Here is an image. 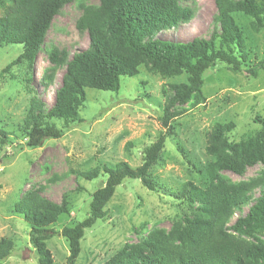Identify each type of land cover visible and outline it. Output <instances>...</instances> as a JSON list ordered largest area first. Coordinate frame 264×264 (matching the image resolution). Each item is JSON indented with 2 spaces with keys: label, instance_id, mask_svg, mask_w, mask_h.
Instances as JSON below:
<instances>
[{
  "label": "trees",
  "instance_id": "1",
  "mask_svg": "<svg viewBox=\"0 0 264 264\" xmlns=\"http://www.w3.org/2000/svg\"><path fill=\"white\" fill-rule=\"evenodd\" d=\"M72 1L0 0V48L23 47L2 75L24 65L29 75L26 73L23 83L30 94H35L22 126L24 147L37 149L47 139H59L62 133L52 121L62 122L65 128L82 123L80 112L87 102L86 89L117 92L121 79L135 77L141 66L164 80L186 75L187 82L169 85L172 94L166 96L160 118L164 132L145 148L141 166L133 168L127 162H119L113 168L76 172L86 181L103 174L107 180L92 195L89 216L61 233L69 244L67 264H76L85 231L105 219V207L126 180H138L151 192L160 189L152 169L160 161L166 136L171 134L169 123L182 114L175 111L176 107L200 105L205 100L202 91L206 71L217 63L226 64L234 74L250 67L247 39L236 16L249 21L256 33L264 29V0H215L216 13L209 37L188 42L156 37L189 23L195 15L194 0H98V6L82 8L76 24L80 33L88 35L87 49L71 57L65 50L49 53L55 68L42 78V83L52 84L56 68L65 66L66 70L55 103L47 109L37 96L38 91L31 87L30 72L53 19ZM250 72L254 77L264 72V59ZM255 121L261 128L239 142L228 137L235 130V123H216L208 135L206 153L212 162L206 167V183L195 186L186 182L178 192V200L190 204L192 215L176 219L169 231L154 230L137 243L125 244L104 264H264V242L259 238L264 233V195L255 200L245 216L229 225L234 211L245 206L250 196L248 190L230 184L220 175L228 171L241 176L249 167L264 165V119L258 117ZM9 143V133L0 127V150ZM130 146L129 143L127 152ZM43 192L44 187L26 192L13 211L31 227L29 241L38 256L37 264H54L47 241L55 232L49 226L69 215L70 205L66 195L58 204L44 197ZM13 249L10 239L0 240V264L11 257Z\"/></svg>",
  "mask_w": 264,
  "mask_h": 264
},
{
  "label": "rangeland",
  "instance_id": "2",
  "mask_svg": "<svg viewBox=\"0 0 264 264\" xmlns=\"http://www.w3.org/2000/svg\"><path fill=\"white\" fill-rule=\"evenodd\" d=\"M194 1L195 15L189 23L159 33L156 38L174 42L208 38L216 13L215 0ZM98 5V0H73L52 21L30 72L31 87L38 91L37 96L47 109L55 103L66 70L65 66L56 68L52 84L42 83V78L55 68L49 53L65 50L71 57L87 49L88 35L80 33L76 24L83 7ZM236 20L247 39L250 67L234 74L226 64L217 63L206 71L202 91L205 100L200 105L176 107L175 111L182 114L169 123L171 134L166 136L160 161L152 169L160 189L156 193L148 191L138 180H126L118 187L104 209L105 219L85 231L76 264H104L125 244L137 243L154 230L169 231L176 219L192 215V207L186 200H178V192L186 182L195 186L206 183V167L212 162L206 147L216 123H235V130L228 136L232 142L261 128L255 120L264 119V72L254 77L250 69L264 59V29L256 33L242 16L237 15ZM22 51L20 45L0 48V127L9 133L10 142L0 150V240L7 238L14 244L11 257L2 264L38 263L29 241L31 227L13 207L26 192L40 187H44V197L58 204L68 196L70 214L49 226L55 235L47 241L54 264H67L69 244L61 233L89 216L92 195L107 180L103 174L86 181L76 172L113 168L119 162H127L133 168L141 166L145 148L164 132L160 118L166 96L172 94L169 85L186 83V75L164 80L141 66L135 77L121 79L117 92L86 89L87 102L80 112L83 122L65 128L62 122L53 120L62 136L47 139L41 148L29 149L22 145L26 142L24 118L35 96L23 83L28 69L21 65L2 75ZM5 156L9 158L4 159ZM220 175L230 184L248 190L250 196L245 206L234 211L229 222L232 225L264 195V165L249 167L241 176L228 171ZM259 238L264 242V233Z\"/></svg>",
  "mask_w": 264,
  "mask_h": 264
}]
</instances>
